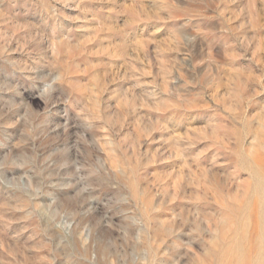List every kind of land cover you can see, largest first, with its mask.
I'll return each mask as SVG.
<instances>
[{
	"label": "rangeland",
	"instance_id": "1",
	"mask_svg": "<svg viewBox=\"0 0 264 264\" xmlns=\"http://www.w3.org/2000/svg\"><path fill=\"white\" fill-rule=\"evenodd\" d=\"M0 264H264V0H0Z\"/></svg>",
	"mask_w": 264,
	"mask_h": 264
}]
</instances>
